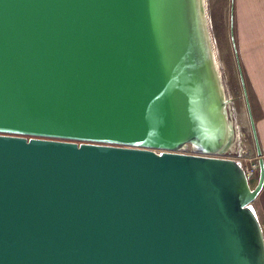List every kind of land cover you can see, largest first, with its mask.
Segmentation results:
<instances>
[{
    "label": "water",
    "instance_id": "95a60500",
    "mask_svg": "<svg viewBox=\"0 0 264 264\" xmlns=\"http://www.w3.org/2000/svg\"><path fill=\"white\" fill-rule=\"evenodd\" d=\"M210 52L198 0H0V264H264Z\"/></svg>",
    "mask_w": 264,
    "mask_h": 264
},
{
    "label": "rangeland",
    "instance_id": "374dc122",
    "mask_svg": "<svg viewBox=\"0 0 264 264\" xmlns=\"http://www.w3.org/2000/svg\"><path fill=\"white\" fill-rule=\"evenodd\" d=\"M202 8L213 64L222 93L225 126L229 128L225 157L236 156L239 152L245 157H251L254 144L237 69L239 62L234 38L232 0H202ZM177 151L196 153L190 143H185ZM251 181L249 180V184L253 186Z\"/></svg>",
    "mask_w": 264,
    "mask_h": 264
},
{
    "label": "crops",
    "instance_id": "0c3cea01",
    "mask_svg": "<svg viewBox=\"0 0 264 264\" xmlns=\"http://www.w3.org/2000/svg\"><path fill=\"white\" fill-rule=\"evenodd\" d=\"M232 15L237 58L264 168V0H232ZM251 157L257 161L255 146ZM249 205L264 236V177Z\"/></svg>",
    "mask_w": 264,
    "mask_h": 264
},
{
    "label": "built area",
    "instance_id": "2783aa9c",
    "mask_svg": "<svg viewBox=\"0 0 264 264\" xmlns=\"http://www.w3.org/2000/svg\"><path fill=\"white\" fill-rule=\"evenodd\" d=\"M196 153L203 154L202 152H199V151H196ZM225 153H226V148H221V149H219L213 153H209L207 155L225 157ZM230 158L237 160L239 162L248 182L252 177H255L256 169H257L256 159H254L252 157H245L240 152L236 156H233Z\"/></svg>",
    "mask_w": 264,
    "mask_h": 264
},
{
    "label": "bare ground",
    "instance_id": "6f19581e",
    "mask_svg": "<svg viewBox=\"0 0 264 264\" xmlns=\"http://www.w3.org/2000/svg\"><path fill=\"white\" fill-rule=\"evenodd\" d=\"M199 1V6H200V10L202 11V14H203V16H204V13H203V8H202V0H201V3H200V0H198ZM211 53V55H212V52H210ZM220 100H223L222 99V93L220 92ZM220 117L222 118V120H223V122L222 123H224V109H223V107H220ZM228 130H229V128H228V126L226 127H224V124H223V131H222V136H221V138H220V147L221 148H225V145H226V143H227V138H228ZM193 147L197 150V149H199V147L196 145V144H193Z\"/></svg>",
    "mask_w": 264,
    "mask_h": 264
}]
</instances>
